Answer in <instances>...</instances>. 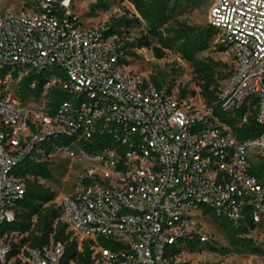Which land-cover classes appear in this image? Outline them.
<instances>
[{"label":"built area","instance_id":"built-area-1","mask_svg":"<svg viewBox=\"0 0 264 264\" xmlns=\"http://www.w3.org/2000/svg\"><path fill=\"white\" fill-rule=\"evenodd\" d=\"M73 3L25 0L0 9L5 82L46 78L30 102L0 95V224L15 219L25 194L14 168L66 136L70 144L54 147L81 166L60 201L61 219L90 244L92 264H227L192 260L189 241L208 240L198 218L210 217L204 207L236 227L246 217L264 223V185L251 171L264 165V0L213 1L209 24L235 67L211 104L180 99L130 69L110 24L85 25ZM55 86L69 97L52 105ZM216 109H245L241 123L252 117L261 131L240 138ZM102 134L115 146L85 148ZM64 255L61 241L32 247L0 239V264H62Z\"/></svg>","mask_w":264,"mask_h":264},{"label":"trees","instance_id":"trees-1","mask_svg":"<svg viewBox=\"0 0 264 264\" xmlns=\"http://www.w3.org/2000/svg\"><path fill=\"white\" fill-rule=\"evenodd\" d=\"M128 1L135 6L139 16L134 14V16L129 17L128 12H126L114 18L113 21L109 22L111 32L120 33L124 27H132L139 24L142 18L148 23V34H144L134 41H128L126 44H121V48L124 49L126 55L137 56L138 54L132 50L134 47L150 48L157 58L164 57L167 49L177 50L194 67L204 99L209 104L215 101L217 92L223 82L220 85L218 84L215 77V66L197 59L196 54L210 47L212 38L217 36V30L210 24L208 26L190 25L185 22L170 24L177 12V5L171 0ZM167 24L170 25L164 31L163 26ZM154 39L157 40L158 44H153ZM219 49L224 50L221 46H219ZM124 61L127 64L129 63L127 58ZM8 74L9 67L0 68V95L3 96L6 95L3 89L5 88ZM34 80H36V86L32 87L31 84ZM152 81L156 85L161 86L155 76L152 77ZM45 83L46 78L43 74L31 73L18 83L16 95L22 100L30 96L40 98L44 91ZM65 95V90L55 86L50 93L51 104H59L66 99ZM215 112L223 122L234 128L240 138L255 136L261 131V127L252 117L241 123L245 109L239 110L233 115L221 113L218 109ZM71 141V137L64 136L55 140L54 144L63 143L68 145ZM54 144L45 143L46 154L53 151ZM84 146L90 151H95L106 146H115V143L108 134H102L93 141L84 142ZM41 155L40 152L35 151L13 170L14 176L21 178L25 182L26 189L23 197L18 199L15 204V219L0 224V239L6 235L8 237L9 233L19 232L24 234V237H22L21 242L13 239L17 246L28 243L29 246L40 247L51 240L61 241L65 244V255L62 264H67L71 259H76L80 264H92L90 244L88 242L83 243V249H79L77 240L71 236L72 231H68V224L61 219V206H56L53 203L55 191L50 187H45L40 182L41 179L53 178L52 161L40 159ZM251 171L264 185V165L262 163L253 164ZM204 212L220 223L233 247L242 245L250 248L253 252L260 251L255 245L253 238L247 235L250 229L256 225L249 217L245 218L246 223L244 222L239 227H236L227 218H221L215 214L210 207H204ZM200 242L199 238L189 241L190 249H194ZM212 249L221 250L214 246H212Z\"/></svg>","mask_w":264,"mask_h":264},{"label":"rangeland","instance_id":"rangeland-1","mask_svg":"<svg viewBox=\"0 0 264 264\" xmlns=\"http://www.w3.org/2000/svg\"><path fill=\"white\" fill-rule=\"evenodd\" d=\"M25 0H0V9L11 7L20 9ZM214 0H171L176 3L177 12L174 22H185L190 25H209V13ZM73 9L81 17L85 25L100 24L113 21L114 18L128 12V16H139L135 6L128 0H74ZM164 25L165 31L170 25ZM144 34H148V23L141 18V22L132 27H124L118 35V42L126 44L128 41H134ZM153 44H158L153 40ZM138 55H127L130 69L144 75H149L152 79L155 76L161 87L167 88L172 95L180 99L187 100L190 103L200 104L204 100L202 89L198 84V77L194 72V67L189 61L181 56V53L175 49H167L162 58H157L152 49L143 47L132 48ZM197 59L215 66V77L220 85L232 72L235 67L233 57L224 50H220L217 44V36L211 40L210 47L199 51L196 54ZM18 83L11 80L5 84L3 89L9 97H16ZM185 91V92H184ZM50 96V95H49ZM31 97V96H30ZM30 97L24 99V102H30ZM66 98L69 95L66 93ZM207 102V101H206ZM208 103V102H207ZM40 159L52 161V179H41L40 182L45 187H50L55 191L53 203L60 205L63 196L72 190L73 180L81 164L69 156L66 149L54 147L49 154H42ZM202 221L201 230L208 236V240L201 241L188 255L192 260H218L223 259L227 264H264V223L256 224L247 234L252 237L255 245L260 249L253 252L250 248L239 245L233 247L220 223L212 217L198 215ZM68 231H71L68 229ZM52 235V234H51ZM72 238L76 239L78 244L87 243L75 233H71ZM9 238L20 241L24 234L12 232L8 234ZM24 245H29L25 243ZM212 246L221 250H213Z\"/></svg>","mask_w":264,"mask_h":264}]
</instances>
